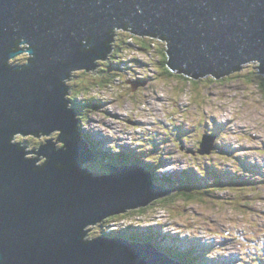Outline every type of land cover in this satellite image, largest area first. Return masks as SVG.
I'll return each mask as SVG.
<instances>
[{
    "label": "water",
    "instance_id": "water-1",
    "mask_svg": "<svg viewBox=\"0 0 264 264\" xmlns=\"http://www.w3.org/2000/svg\"><path fill=\"white\" fill-rule=\"evenodd\" d=\"M118 29L163 40L168 67L194 79L254 61L264 75V0H0V264H182L151 242L86 236L175 190L158 187L141 163H105L103 175L85 167L96 155L67 80L76 69L100 75L97 60ZM23 51L27 61L11 64ZM55 129V142L29 150L14 140Z\"/></svg>",
    "mask_w": 264,
    "mask_h": 264
},
{
    "label": "rangeland",
    "instance_id": "rangeland-1",
    "mask_svg": "<svg viewBox=\"0 0 264 264\" xmlns=\"http://www.w3.org/2000/svg\"><path fill=\"white\" fill-rule=\"evenodd\" d=\"M132 34L138 36L118 29L113 42L115 47L122 46L120 50L114 49L113 54L118 56L113 59L126 63V74L119 72L115 78L111 77L115 70H109V64H102L107 59L97 60L100 64L96 71L103 72V78L112 83L102 82L85 93L88 99L96 97L100 102L89 108L86 104L80 107L81 125L87 127V123L97 129V138L104 149L112 152L115 144L129 158L146 162L145 158L154 157L155 161H150L158 166L159 173L187 169L196 182L200 174L198 164L206 167L215 164L223 183L220 191L209 193L196 186L195 190L203 191L202 198L188 200L177 196L168 203L132 209V215L145 224L142 228L151 224L154 229L159 222L176 226L182 234L190 236L187 239L180 232L164 231L169 236L166 242L177 255L192 251L198 254L202 264H264V75L259 72V61L246 62L221 79L208 74L198 83L188 84L177 73H162L158 48H165L164 41L156 38L159 46L146 52L139 47L137 39L136 43L133 41ZM124 41L134 42V48H125ZM28 56L27 51L20 52L10 63H25ZM91 72L73 71V77L67 80L71 97L78 88L95 85L96 78H102ZM77 100L81 104L87 101L82 95ZM201 133L210 135L212 143L200 144ZM58 135V131L39 137L17 134L14 140L28 144L29 150L46 143L48 138L54 137L52 140L56 141ZM56 145L62 146L61 142ZM109 155H98L96 163L91 165L96 172L101 171L97 175L109 169L104 166L109 164ZM32 156L34 153L28 154ZM40 158L37 163L45 157ZM116 159L121 160V156L118 154ZM86 166L90 167V163ZM212 174L217 178L215 172ZM228 179L245 184H229ZM208 186L214 189L213 185ZM96 226L88 231V237L104 235ZM105 234L108 235V230Z\"/></svg>",
    "mask_w": 264,
    "mask_h": 264
},
{
    "label": "trees",
    "instance_id": "trees-1",
    "mask_svg": "<svg viewBox=\"0 0 264 264\" xmlns=\"http://www.w3.org/2000/svg\"><path fill=\"white\" fill-rule=\"evenodd\" d=\"M133 35V34H132ZM133 41H135V39H137L138 41H140L139 43V47L141 49H144L145 51H150L152 48L154 47H157L159 46V44L157 43V41L151 37H140V36H135L133 35ZM158 50H160L161 52V56H160V60L158 61V65L163 68V72L162 73H165V74H170V75H174L175 73L177 72H174V71H171V69L168 67V64H167V61H168V55L166 53V49L165 48H158ZM113 57H116V54H112ZM113 60V59H111ZM111 60H107L108 61V64L109 66L110 65H113V62ZM116 67H120V66H116ZM74 74V73H73ZM177 76H180V77H183L184 79H186L187 83L190 84V83H198L199 80L197 79H194L192 77H189L183 73H177L176 74ZM100 77H102L100 80H97V82H95V85H92V84H88L87 86H85L84 88H78L77 91H75V96H70L69 98L71 99V107H75V109L78 110V112L80 111V107L82 106L81 103H79V100H77V97L79 95H82V97H84L85 99H87L86 103H84L83 105H87V108L91 107V106H94V103H98L100 102L99 99H96L95 97H92L91 99H88L86 96H85V93L86 92H89L90 93V90L92 87L96 88V87H99L101 85L102 82H107L108 79L106 78H103L102 75H100ZM213 77V76H212ZM224 77V76H223ZM223 77H220L223 78ZM114 79V78H113ZM264 79V78H263ZM109 83H112V80L109 81ZM81 133L83 135V137L86 139V142L89 144L90 148L97 153V155L95 156V161L97 160V158H99L98 155H106L105 154V151H103L102 147L97 144L95 142V140H93L90 135L88 133H86L84 131V129L81 127ZM119 152V150H118ZM112 153V152H110ZM193 154H196V153H193ZM112 155V154H110ZM107 156L109 159L112 160V162H115L114 160H116L115 156ZM121 159L122 160H118L116 161L117 163H121L123 161H126V162H129V160L131 161V158H129L125 152H122L121 153ZM124 158V160H123ZM136 158V157H135ZM134 158V159H135ZM154 157H148V158H145L146 159V162L144 161H141L139 159H135L134 162L137 163V162H140L147 171L149 172H153V177L152 179L160 185V187L162 188H165V189H169L168 187L170 188H173V189H177L178 192L175 194V195H171V196H168L166 198H163L161 200H163L162 202L163 203H168L170 201L173 200V198H176V196L178 197H185L186 199L188 200H192L193 198H202V196L200 195V191L198 190H195V187H202L203 186V183L202 182H195L193 181V178L191 177L190 174L188 173H182L184 175V177H173V176H168V175H164L163 177H159V172H158V166L155 167L153 165V162L155 160H153ZM153 162H151V161ZM112 164V163H111ZM161 164V163H160ZM214 170V169H213ZM204 173V172H203ZM186 175V176H185ZM188 175V176H187ZM210 176V173L209 175ZM219 177V176H218ZM217 177V178H218ZM250 183H255L254 181H249ZM161 183V184H160ZM236 184H245V182L243 181H240ZM208 185L206 184L205 187H207ZM204 191H208L209 190H204ZM144 208H140L139 210H143ZM133 210H128V212L130 214L134 213L132 212ZM127 212V213H128ZM127 213H123V214H127ZM121 215V214H113L107 218H105L97 227L99 229H101V234H105L106 233V229L104 228V225H105V222L108 223L110 220H117V217ZM111 232V231H110ZM113 233V232H112ZM109 234V233H108ZM115 234V233H114ZM124 237L128 238V240H132V241H151V242H155L157 243L158 247L160 246L161 248L165 249V250H168L169 251V254L173 255V256H176L177 258H179L180 260H182L184 262V264H196L194 263L193 261H195V258L197 259V256H195V258L193 256L190 257V255L192 254L191 252H188L189 254H181V255H177L172 249L171 247H165L163 246V244H161V239L157 236V235H154V232L152 230L150 231H141L140 229H135V230H132V227L131 226H127L125 229H123L122 233ZM159 247V248H160ZM177 252L179 251L178 248H176ZM193 255V254H192Z\"/></svg>",
    "mask_w": 264,
    "mask_h": 264
},
{
    "label": "clouds",
    "instance_id": "clouds-1",
    "mask_svg": "<svg viewBox=\"0 0 264 264\" xmlns=\"http://www.w3.org/2000/svg\"><path fill=\"white\" fill-rule=\"evenodd\" d=\"M117 33V32H116ZM137 35V34H136ZM138 36H140V35H138ZM140 37H146V36H140ZM148 37V36H147ZM151 38H153V39H156L155 37H151ZM115 41V40H114ZM163 41V40H162ZM135 43L137 42V41H134ZM134 42H126V41H124V43H125V48H128V49H131L130 47L132 46L133 48H134V46H133V44L132 43H134ZM140 42V41H139ZM127 44V45H126ZM140 44V43H139ZM116 47H118V50H120V48L122 47L121 45H118V46H116ZM114 45H113V49H112V51L109 53V55H108V57H107V60H111V59H113V58H117V56L116 57H113V51H114V49L116 48ZM156 48V47H155ZM153 49V48H152ZM165 49H166V46H165ZM142 50H144V49H142ZM145 51V50H144ZM146 52H148V51H146ZM102 60H104V59H100V61H102ZM106 60V61H107ZM160 60V58L158 59V61ZM112 62H113V65H110V67H109V70H112V69H114L115 71L113 72V75L111 76V77H114L116 74H118L119 72H122V73H125L126 74V63L125 62H119V61H116L115 59H113V60H111ZM136 61V60H135ZM97 64H100V62L98 61L97 62ZM122 65H124L125 67L124 68H122ZM116 66H120V67H116ZM161 66V65H160ZM97 68H98V66H97ZM162 68V67H161ZM157 70H158V68H156ZM89 71H92V70H89ZM172 71V70H171ZM262 74V73H261ZM74 74L72 73V76H73ZM211 76H213V75H211ZM206 77V76H205ZM214 77V76H213ZM115 78V77H114ZM202 78V77H201ZM201 78H199V79H201ZM215 78V77H214ZM118 79H120V78H118ZM199 79H197V80H199ZM109 81L110 80H108L107 82L109 83ZM70 86V85H69ZM71 88V87H70ZM92 88H94V87H92ZM72 92V89H70V93ZM69 97H70V95H69ZM96 98V97H95ZM80 103V102H79ZM84 103H86V101H83V104ZM72 104V103H71ZM82 104V105H83ZM95 104V103H94ZM74 109H75V107H74ZM76 110V112H77V118H78V129H79V131H80V133H81V127L84 129V131L86 132V133H88L89 135H90V137L93 139V140H95V142L97 143V144H99L101 147H102V143L100 142V140H98V138H97V132H96V130L97 129H93V128H90L88 125H87V123H86V120H83L85 123H86V126L87 127H85L84 125H81V123H82V118H81V116H80V112H78V110L77 109H75ZM85 110H87V109H85ZM82 134V133H81ZM202 134V133H201ZM24 136V135H23ZM206 136V139L205 140H208V138L210 137V135H206V133H203L202 134V140H201V142H200V144L202 143V141H203V138ZM211 138V137H210ZM204 140V141H205ZM88 142V141H87ZM43 144V143H42ZM118 146V145H117ZM58 147H60V146H58ZM102 149H103V151H105V154L106 155H108V154H112V155H114L115 156V158H116V156L119 154L120 156H121V153H122V151H119L118 152V150L115 148V144H113L112 145V153H110L111 151H109L108 149H104L103 147H102ZM117 151V152H116ZM34 155H35V153H34ZM95 155H97V153L95 152ZM127 155V154H126ZM128 156V155H127ZM122 157V156H121ZM129 157V156H128ZM122 160V159H121ZM134 158H132L131 159V161L129 160V162H126V163H119V164H117V162L116 161H118L117 159L116 160H114L115 162H112V160L111 159H109L108 158V160H107V162L109 163V164H111L112 163V165H125V164H129V163H134ZM124 162V161H123ZM90 163V167L89 166H86L87 164H89ZM93 163H96V161H95V159L91 162V161H89V162H87V164H85V167H89V169L94 173V174H99V172H101V171H98V172H96L92 167H91V165L93 164ZM137 163H140V162H137ZM199 165V171H200V174H199V179H198V181L197 182H202L203 183V186L202 187H200V188H205V190H209V192H211V191H220L222 188H220L221 187V185H223V183H222V180H221V175H220V173L215 169V164H211V165H209L208 167H206V166H202V165H200V164H198ZM110 168V170H112V168L111 167H109ZM214 169V170H213ZM107 171L106 172H104V174H106V173H110L109 172V169H106ZM201 170H203L204 171V173H201ZM188 173V174H190V172L187 170V169H183L182 171H179V172H174V173H169V174H165V173H159V177H160V179H161V177H163L164 175H168V176H173V177H180V176H182L183 174L182 173ZM212 172H215L216 173V175H217V177L218 178H216L215 176H213V174H212ZM152 173V177H153V172H151ZM209 173H210V176H208L209 175ZM103 175V174H102ZM191 175V174H190ZM162 180V179H161ZM206 181H210L209 183L208 182H206ZM226 182H228L229 184H232V183H234L233 181L231 182V180L230 179H228V181H226ZM156 183V182H155ZM157 184V183H156ZM161 184V183H160ZM213 185L212 187H214V189H211V186H207V187H205V185ZM234 184H236V183H234ZM157 186L158 187H160V185L159 184H157ZM217 186V187H216ZM162 188V187H161ZM169 189H173V188H170V187H168ZM236 190V189H235ZM204 191V190H203ZM203 191H200V192H203ZM178 192V190L176 189V190H174L171 194H169V195H165V196H160V197H157V198H155L151 203L153 204V203H156V204H159V202H162L163 200H161V199H163V198H166V197H168V196H171V195H175L176 193ZM208 192V193H209ZM233 192H235V191H233ZM177 197V196H176ZM155 201V202H154ZM150 203V204H151ZM149 204V205H150ZM148 206V205H147ZM145 207V206H144ZM143 207V208H144ZM140 208H142V207H137V208H129V209H127V210H125V211H122V212H120V213H118V214H121V215H119L120 217H123L120 221H118V222H116V221H114V223L113 224H111V222L109 221L108 223H106L105 222V225H104V228L106 229V230H108V235H106V234H104V235H101V236H106V237H120V238H124V239H127L128 240V238H126V237H124L123 236V234H121L122 233V231H123V229H125L127 226H131L132 227V230H135V229H140L141 231H150V230H152L153 232H154V235H157L160 239H161V244H163V246H165V247H169L170 245H169V243L168 242H166V237H169L168 236V233H174V232H180L181 233V237H186L187 239L188 238H190V236H185L184 234H182V231H180L179 229H177V227L175 226V227H170V225H165V224H162V223H159L158 222V224H157V226H156V228H154V229H152V225L151 224H147V225H150V226H148L147 228H142V226H144V225H142L141 224V222H139L140 220L139 219H137V220H135V218H134V215H132V214H130L129 212H128V210H132V209H140ZM128 212V213H127ZM123 213H127V214H123ZM118 216V217H119ZM103 221V220H102ZM143 221V220H142ZM100 223V222H99ZM99 223H97V226L99 225ZM96 226V227H97ZM92 228H94V226L92 227ZM151 228V229H150ZM111 231V232H110ZM164 231H166V232H168V233H164ZM113 232V233H112ZM115 233V234H114ZM96 237H98V236H96ZM93 238V237H92ZM165 238V239H164ZM130 241H132V240H130ZM181 241V243L180 244H182V245H184L183 244V240H180ZM137 242H141V243H144V242H151V241H137ZM159 251H161V252H163V253H165L166 255H168L169 257H170V255H169V251L168 250H165V249H163V248H161L160 246V248L158 247V245H157V243H155V242H151ZM191 253H193L192 251H191ZM172 255V254H171ZM194 258H195V256H197V259L195 258V261L196 260H198V261H196V264H202V260H201V258L198 256V254L197 253H194L193 255H192ZM173 259H175V260H178L179 262H181L182 264H184V262L182 261V260H180L179 258H177L176 256L173 258ZM230 264H232V263H230ZM241 264V263H240Z\"/></svg>",
    "mask_w": 264,
    "mask_h": 264
},
{
    "label": "bare ground",
    "instance_id": "bare-ground-1",
    "mask_svg": "<svg viewBox=\"0 0 264 264\" xmlns=\"http://www.w3.org/2000/svg\"><path fill=\"white\" fill-rule=\"evenodd\" d=\"M26 45V42H24V43H21V46H25ZM258 66H260L259 64H258ZM55 131H58V134L60 133V130L59 129H55V130H53V131H51V133L49 134V135H51L52 133H54ZM28 135H34V134H28ZM28 135H26V136H28ZM42 135H46V134H42ZM54 141V140H53ZM55 142V141H54ZM59 142H61V144H62V141H59ZM28 154H30V153H28ZM41 156H43V155H39V157H41ZM45 157V156H44ZM140 220V219H139ZM96 225H97V223H96ZM95 226V225H94ZM86 236L88 237V232L86 233ZM170 255V254H169ZM170 257L171 258H174L173 256H171L170 255Z\"/></svg>",
    "mask_w": 264,
    "mask_h": 264
},
{
    "label": "flooded vegetation",
    "instance_id": "flooded-vegetation-1",
    "mask_svg": "<svg viewBox=\"0 0 264 264\" xmlns=\"http://www.w3.org/2000/svg\"><path fill=\"white\" fill-rule=\"evenodd\" d=\"M103 64V66H107L108 65V61H105V63H102ZM103 69V68H102ZM102 69H101V71H102ZM101 74H102V72H101ZM100 74V75H101ZM80 113H81V111H79ZM188 149H190V148H188ZM132 159V158H131ZM123 160H124V158H123ZM122 163H126V161H124V162H122ZM109 171H111L110 170V168H109Z\"/></svg>",
    "mask_w": 264,
    "mask_h": 264
},
{
    "label": "built area",
    "instance_id": "built-area-1",
    "mask_svg": "<svg viewBox=\"0 0 264 264\" xmlns=\"http://www.w3.org/2000/svg\"><path fill=\"white\" fill-rule=\"evenodd\" d=\"M125 66L123 65L122 68H124Z\"/></svg>",
    "mask_w": 264,
    "mask_h": 264
}]
</instances>
